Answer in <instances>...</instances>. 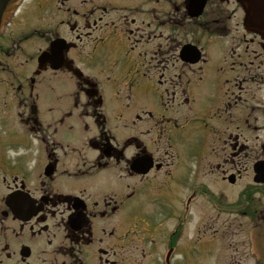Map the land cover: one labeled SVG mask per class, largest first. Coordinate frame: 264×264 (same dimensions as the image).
I'll list each match as a JSON object with an SVG mask.
<instances>
[{"label":"flooded vegetation","instance_id":"1","mask_svg":"<svg viewBox=\"0 0 264 264\" xmlns=\"http://www.w3.org/2000/svg\"><path fill=\"white\" fill-rule=\"evenodd\" d=\"M243 16L238 0H17L0 31V264H176L202 195L190 238L209 232L216 263L264 264V39ZM210 44L200 184L173 131Z\"/></svg>","mask_w":264,"mask_h":264},{"label":"rangeland","instance_id":"2","mask_svg":"<svg viewBox=\"0 0 264 264\" xmlns=\"http://www.w3.org/2000/svg\"><path fill=\"white\" fill-rule=\"evenodd\" d=\"M184 38H186L184 34ZM209 52L211 55L210 63L204 69L203 80L199 83L194 84L190 90H188L189 95H192L195 98V101L192 103V110L189 111V119L183 127L181 126L180 131H173L176 138V147L179 150L180 159L183 161V172H192V170L197 166L199 182L202 184L201 178L203 177L204 181L209 177V166L208 161L211 159L208 152L202 151V144L207 143L208 141V131L205 128V125L202 124L199 120L200 113L204 109V105L207 104L205 100L206 88L209 86L212 87V81L215 77L214 69L218 60L219 47L210 44ZM60 90V88H59ZM60 92V91H59ZM141 103H148L149 108L157 110V105L153 106L151 101L148 102L147 99L141 97ZM183 113L186 114L187 110H183ZM179 118V114H177ZM207 119V118H206ZM215 123L213 119L207 120V122ZM263 134V133H262ZM195 145L196 152L191 153V149ZM212 175V174H211ZM213 176V175H212ZM242 181L246 179V174H243L241 178ZM202 193H199L201 196ZM185 199V198H184ZM205 196L202 195L201 198L196 199L198 204L194 205L191 208V212H185L184 216L187 215V218L182 222V234L180 240V247L177 257L175 258L176 264H222L216 263L215 252L217 249L216 241L208 240L209 232L200 231L198 238H190L191 235V217L194 218V215L200 211V213H206L207 209H210L208 201L205 203ZM201 206H205L202 208ZM208 207V208H207ZM202 209V211H201ZM199 218L200 215H199ZM197 220V217L194 218V222ZM205 220V219H204ZM206 225V222H203ZM262 255L264 253V240L261 243Z\"/></svg>","mask_w":264,"mask_h":264},{"label":"water","instance_id":"3","mask_svg":"<svg viewBox=\"0 0 264 264\" xmlns=\"http://www.w3.org/2000/svg\"><path fill=\"white\" fill-rule=\"evenodd\" d=\"M13 0H0V26L7 11L12 6ZM245 12L244 26L248 31H256L264 37V0H238ZM185 50H189L188 56H193L196 53L194 47L185 45L182 48V54ZM184 57V55H183ZM185 59V58H184ZM254 171L258 173V177L264 178V161L254 165Z\"/></svg>","mask_w":264,"mask_h":264}]
</instances>
